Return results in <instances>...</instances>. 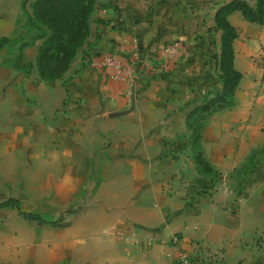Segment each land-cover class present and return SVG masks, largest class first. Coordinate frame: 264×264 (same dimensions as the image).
I'll list each match as a JSON object with an SVG mask.
<instances>
[{
	"label": "crops",
	"instance_id": "0c3cea01",
	"mask_svg": "<svg viewBox=\"0 0 264 264\" xmlns=\"http://www.w3.org/2000/svg\"><path fill=\"white\" fill-rule=\"evenodd\" d=\"M19 1L0 0V36L13 30ZM225 1L95 0L89 33L59 79L6 80L7 107L15 105L14 83H21L25 95L38 99L55 145L63 134L76 144L66 156L53 147L55 165L64 158L92 167L85 178L96 185L86 190L88 205L77 210L68 232L56 230L52 256L44 247L0 243V264H173L172 234L198 264H264V157L239 190L231 185L264 126V84L253 97L240 93V77L232 109L206 118L201 144L214 176L196 170L187 145L184 116L199 101L205 58L219 50L214 11ZM226 20L237 31L234 65V43L253 27L237 9ZM171 42H178L173 54L163 50ZM100 53L133 66L131 89L89 64ZM63 88L64 112L57 110Z\"/></svg>",
	"mask_w": 264,
	"mask_h": 264
},
{
	"label": "rangeland",
	"instance_id": "374dc122",
	"mask_svg": "<svg viewBox=\"0 0 264 264\" xmlns=\"http://www.w3.org/2000/svg\"><path fill=\"white\" fill-rule=\"evenodd\" d=\"M24 3L25 0L19 1L14 28L9 35L4 36L8 41L0 47V101H4V110L0 111V202L9 198L17 200V208L14 205L0 206V243L5 245L11 242L22 249L44 247L50 250L49 255L52 256L56 230L68 232L67 226L75 221L77 210L88 205L86 190H92L96 184L87 182L85 178L87 172H94L92 167H76L64 158L61 167L55 165L53 147L58 148L59 145H55L56 138L53 134L48 135L43 129L46 119L43 110L39 108L38 99L33 95H25L21 83H14L13 86L15 105L7 107L5 103L4 99L10 94L6 80L10 78L22 80L23 75L33 74L47 83L59 79L48 80L37 75L34 57L37 45L47 30L43 24L30 18L32 0L28 6ZM251 24L253 28L245 39L234 43V65L243 70L238 87L240 93L251 91L254 97L261 93V86L264 84V36L261 34L264 24ZM243 41L246 42L244 49ZM215 54L212 49L205 58V63L209 66L203 71L199 101L220 89V70L216 65ZM62 93V103L57 110L64 112L67 99L64 88ZM12 107L14 111L7 113L6 110ZM232 107L233 105L216 111L225 112ZM258 130L260 135L255 136V145L249 148L240 171L233 174L235 183L232 182L231 185L236 190L242 186L241 181L254 162L264 157V126ZM56 142L58 143L57 140ZM70 142L69 134H63L59 147L65 156L70 155V148L76 145ZM58 175H61L60 183L55 181ZM21 211L37 213L44 222L24 217ZM65 255L68 253L63 252V256Z\"/></svg>",
	"mask_w": 264,
	"mask_h": 264
},
{
	"label": "trees",
	"instance_id": "16d2710c",
	"mask_svg": "<svg viewBox=\"0 0 264 264\" xmlns=\"http://www.w3.org/2000/svg\"><path fill=\"white\" fill-rule=\"evenodd\" d=\"M95 0H32L31 17L45 26L47 32L41 38L34 57L37 75L43 79L60 77L67 69L73 55L89 33V16ZM239 10L242 16L251 22L264 24V0H227L215 9V27L220 30L219 50L216 56L220 89L213 95L202 97L185 113V125L188 130L187 145L189 156L196 170L203 176L215 175L211 164L204 156L201 144V131L208 114L234 104V91L241 73L233 65L232 40L237 31L227 20L226 15ZM8 38L0 36V47ZM1 205H14L16 199H6ZM24 217L36 222L44 220L33 212H22Z\"/></svg>",
	"mask_w": 264,
	"mask_h": 264
},
{
	"label": "built area",
	"instance_id": "2783aa9c",
	"mask_svg": "<svg viewBox=\"0 0 264 264\" xmlns=\"http://www.w3.org/2000/svg\"><path fill=\"white\" fill-rule=\"evenodd\" d=\"M178 42H171L163 47V50L169 54H173L177 49ZM89 64L95 68L106 71L107 77L117 81L128 83V88L134 84L133 66L122 62L116 56L110 53H100L94 59L88 60ZM168 245L175 248V257L173 264H198L179 244V238L176 234L169 237Z\"/></svg>",
	"mask_w": 264,
	"mask_h": 264
}]
</instances>
